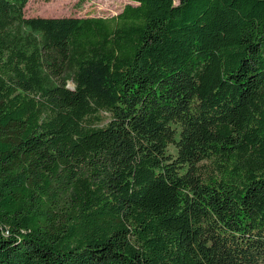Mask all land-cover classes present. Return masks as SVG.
Wrapping results in <instances>:
<instances>
[{
    "label": "trees",
    "instance_id": "obj_1",
    "mask_svg": "<svg viewBox=\"0 0 264 264\" xmlns=\"http://www.w3.org/2000/svg\"><path fill=\"white\" fill-rule=\"evenodd\" d=\"M28 1L0 0V264H264V0Z\"/></svg>",
    "mask_w": 264,
    "mask_h": 264
},
{
    "label": "rangeland",
    "instance_id": "obj_2",
    "mask_svg": "<svg viewBox=\"0 0 264 264\" xmlns=\"http://www.w3.org/2000/svg\"><path fill=\"white\" fill-rule=\"evenodd\" d=\"M134 3L128 0H29L25 9L26 18H110L118 15L125 5ZM178 4V0H174ZM67 87L73 89V84L68 83ZM170 153H175L169 147Z\"/></svg>",
    "mask_w": 264,
    "mask_h": 264
}]
</instances>
